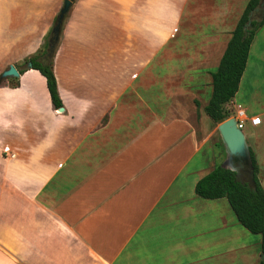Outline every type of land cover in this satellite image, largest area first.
I'll return each mask as SVG.
<instances>
[{
	"label": "crops",
	"instance_id": "obj_1",
	"mask_svg": "<svg viewBox=\"0 0 264 264\" xmlns=\"http://www.w3.org/2000/svg\"><path fill=\"white\" fill-rule=\"evenodd\" d=\"M246 1L75 0L56 107L27 59L63 0H0V264H260L261 235L195 191L228 160L205 107ZM226 107L264 164V25Z\"/></svg>",
	"mask_w": 264,
	"mask_h": 264
},
{
	"label": "trees",
	"instance_id": "obj_2",
	"mask_svg": "<svg viewBox=\"0 0 264 264\" xmlns=\"http://www.w3.org/2000/svg\"><path fill=\"white\" fill-rule=\"evenodd\" d=\"M260 3L261 0L247 2L232 31L219 66L212 72V94L205 111L215 123H221L229 116L225 106L239 90L252 43L257 32L264 25V11L249 25L250 14ZM45 46L47 47L48 43H45ZM52 59L42 61L31 58L30 60L33 62V68L38 69L46 77L54 105L61 107L63 104ZM16 84L17 81L13 85ZM250 154L253 165L251 180H239L236 171L218 165L197 182L195 191L199 196L207 199L226 198L239 222L250 232L261 235V250L264 254V186L258 176L259 164L251 149ZM260 264H264V258Z\"/></svg>",
	"mask_w": 264,
	"mask_h": 264
},
{
	"label": "water",
	"instance_id": "obj_3",
	"mask_svg": "<svg viewBox=\"0 0 264 264\" xmlns=\"http://www.w3.org/2000/svg\"><path fill=\"white\" fill-rule=\"evenodd\" d=\"M75 0H63V6L60 9L58 16L55 19L54 25L51 29L50 37L48 40V48L46 57H50L53 55L57 44L59 43L62 26L63 23L73 5ZM264 8V0H261L260 5L255 9L259 11ZM254 11L250 14L249 25L253 20ZM29 68L33 67V62L28 61L27 63ZM20 72L15 67V65L11 64L6 70H4L1 74V78H11V77H19ZM218 130L222 137V140L225 144L228 160L226 163L222 164L225 168H230L237 173V178L242 180L241 171L243 165H246L247 171L250 175V180L253 174V165L251 160L250 148L246 139V136L238 126V121L235 116H231L224 121H222L218 125ZM264 258V254H263Z\"/></svg>",
	"mask_w": 264,
	"mask_h": 264
},
{
	"label": "rangeland",
	"instance_id": "obj_4",
	"mask_svg": "<svg viewBox=\"0 0 264 264\" xmlns=\"http://www.w3.org/2000/svg\"><path fill=\"white\" fill-rule=\"evenodd\" d=\"M242 1H243V0H239V4H241ZM247 1H248V0H247ZM247 1H246V3H247ZM245 5H246V4H245ZM62 6H63V3H62V5H61L60 9L62 8ZM59 12H60V10H59ZM59 12L57 13L56 17L58 16ZM69 12H70V11H69ZM68 14H69V13H68ZM56 17H55V19H56ZM67 17H68V15H67ZM67 17H66V18H67ZM258 17H259V16H258ZM55 19H54V22H55ZM65 20H66V19H65ZM54 22H53V24H52V26H51V28H50V31L48 32V34H47L46 37L44 38V42H43V44H42V46H41V49L38 51V53L32 55L33 58H35V59H37V60H42V61H43V60H46V59H48V58H53V59H54V56H55L56 51H54V53H53L52 56H50V57H46L48 46H47V47L45 46V43H48V40H49V37H50V33H51V29H52V27H53V25H54ZM64 23H65V21H64ZM64 23H63L62 28L64 27ZM61 33H62V32H61ZM62 34H63V33H62ZM62 34H61V35H62ZM57 45H58V44H57ZM56 47H57V46H56ZM55 50H57V48H56ZM32 57H30L29 59H27V61H31L30 59H31ZM53 59H52V60H53ZM13 65H14V64H13ZM254 65H255V59L252 57L251 60H250V64H249L248 72L246 73V80H248V81L252 78V73H253V71H254ZM5 70H6V69H5ZM246 80L244 81L243 86H242V91H243V92L245 91V83H246ZM225 108H226L227 112L229 113V116H228L227 118H229V117L234 116L235 114H237V111H235V114H234V115H231V110H230L229 108H227L226 106H225ZM237 110H238V109H237ZM216 124L218 125L219 123H216ZM215 139H219V140H221V135H220L219 131H216V133H215ZM7 147H8V146H7ZM8 148H9V147H8ZM5 150H6V147H5ZM8 150H9V149H8ZM6 151H7V150H6ZM221 163H222V162H221ZM221 163H219L218 165H220ZM221 165H222V164H221ZM258 176H259V178H263V179H264V164H260V165H259V174H258ZM242 180H247V181H249V180H250V176H249V174L246 173L245 176L242 177Z\"/></svg>",
	"mask_w": 264,
	"mask_h": 264
},
{
	"label": "built area",
	"instance_id": "obj_5",
	"mask_svg": "<svg viewBox=\"0 0 264 264\" xmlns=\"http://www.w3.org/2000/svg\"><path fill=\"white\" fill-rule=\"evenodd\" d=\"M235 117L238 121V126L243 129L244 128V125H245V121L248 119V115H247V112L244 108L242 107H239L238 110H237V114H235ZM251 121L254 123V124H260V117L259 116H254V117H251ZM9 148L6 147V150H8Z\"/></svg>",
	"mask_w": 264,
	"mask_h": 264
},
{
	"label": "flooded vegetation",
	"instance_id": "obj_6",
	"mask_svg": "<svg viewBox=\"0 0 264 264\" xmlns=\"http://www.w3.org/2000/svg\"><path fill=\"white\" fill-rule=\"evenodd\" d=\"M248 173L246 165H243L242 171H241V177L245 176V174ZM249 174V173H248Z\"/></svg>",
	"mask_w": 264,
	"mask_h": 264
}]
</instances>
